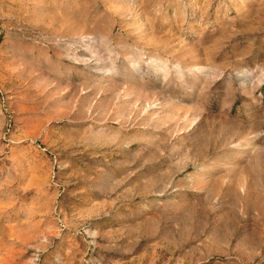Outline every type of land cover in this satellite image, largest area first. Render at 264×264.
Wrapping results in <instances>:
<instances>
[{
    "label": "rangeland",
    "instance_id": "obj_1",
    "mask_svg": "<svg viewBox=\"0 0 264 264\" xmlns=\"http://www.w3.org/2000/svg\"><path fill=\"white\" fill-rule=\"evenodd\" d=\"M0 264H264V0H0Z\"/></svg>",
    "mask_w": 264,
    "mask_h": 264
}]
</instances>
